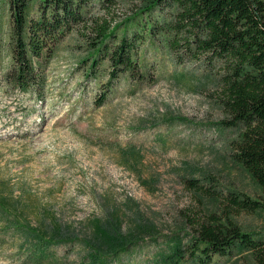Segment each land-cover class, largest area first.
I'll use <instances>...</instances> for the list:
<instances>
[{
    "label": "rangeland",
    "instance_id": "obj_1",
    "mask_svg": "<svg viewBox=\"0 0 264 264\" xmlns=\"http://www.w3.org/2000/svg\"><path fill=\"white\" fill-rule=\"evenodd\" d=\"M145 7L93 0L41 62L37 87L19 89L4 79L9 10L0 0V204L10 214L0 213V264H194L197 227L212 219L264 237V211L227 201L262 194L231 155L237 130L221 105L218 64L177 61L169 13ZM102 21L119 24L107 47L133 42L138 77L120 71L107 84L109 57L95 51ZM112 220L124 238L114 249L96 233ZM203 264L255 261L234 251Z\"/></svg>",
    "mask_w": 264,
    "mask_h": 264
},
{
    "label": "trees",
    "instance_id": "obj_2",
    "mask_svg": "<svg viewBox=\"0 0 264 264\" xmlns=\"http://www.w3.org/2000/svg\"><path fill=\"white\" fill-rule=\"evenodd\" d=\"M92 1L3 0L9 10L10 66L5 81L19 89L37 87L42 76L41 62H49L58 42L84 22ZM114 1L100 0V4L106 7ZM136 1L146 9L157 7L169 13L171 22L166 21L163 28L170 33L167 42L177 61L218 64L221 105L227 124L237 130L231 155L253 178L262 194L261 199L232 194L227 201L235 209L264 211V0ZM118 27L119 24L110 26L102 21L95 29L98 37L95 51L106 50L112 66L107 81L110 85L120 71H127L132 77L139 75L133 60V42L124 36L112 48L107 47V38ZM154 27L150 28L151 34ZM96 63L97 58H93L90 70ZM105 95L103 91L96 97L97 107L103 104ZM0 213L10 215L2 202ZM14 223L17 229L27 234L32 232L18 220ZM96 233L102 236L105 247H109L107 243L111 249L123 245L116 220L97 226ZM196 233L198 244L193 246L196 251L191 250L194 264H203L213 256L229 257L234 251L247 252L255 264H264V237H254L236 225L214 219L199 224Z\"/></svg>",
    "mask_w": 264,
    "mask_h": 264
}]
</instances>
